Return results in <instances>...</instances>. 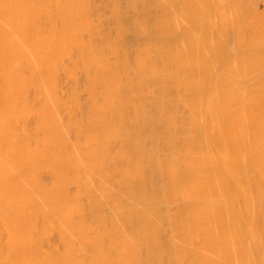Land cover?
Returning <instances> with one entry per match:
<instances>
[{"label":"bare ground","instance_id":"bare-ground-1","mask_svg":"<svg viewBox=\"0 0 264 264\" xmlns=\"http://www.w3.org/2000/svg\"><path fill=\"white\" fill-rule=\"evenodd\" d=\"M259 0H0V264H264Z\"/></svg>","mask_w":264,"mask_h":264},{"label":"rangeland","instance_id":"rangeland-1","mask_svg":"<svg viewBox=\"0 0 264 264\" xmlns=\"http://www.w3.org/2000/svg\"><path fill=\"white\" fill-rule=\"evenodd\" d=\"M259 8L260 9H264V0H259ZM262 10H260V11H262Z\"/></svg>","mask_w":264,"mask_h":264}]
</instances>
